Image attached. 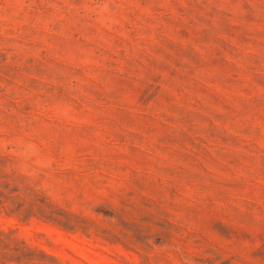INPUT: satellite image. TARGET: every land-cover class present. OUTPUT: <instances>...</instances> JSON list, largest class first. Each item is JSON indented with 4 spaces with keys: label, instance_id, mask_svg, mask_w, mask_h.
<instances>
[{
    "label": "rangeland",
    "instance_id": "obj_1",
    "mask_svg": "<svg viewBox=\"0 0 264 264\" xmlns=\"http://www.w3.org/2000/svg\"><path fill=\"white\" fill-rule=\"evenodd\" d=\"M0 264H264V0H0Z\"/></svg>",
    "mask_w": 264,
    "mask_h": 264
}]
</instances>
